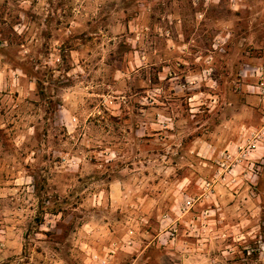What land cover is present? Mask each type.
Instances as JSON below:
<instances>
[{
    "label": "rangeland",
    "instance_id": "374dc122",
    "mask_svg": "<svg viewBox=\"0 0 264 264\" xmlns=\"http://www.w3.org/2000/svg\"><path fill=\"white\" fill-rule=\"evenodd\" d=\"M263 118L264 0H0V264H264Z\"/></svg>",
    "mask_w": 264,
    "mask_h": 264
},
{
    "label": "built area",
    "instance_id": "2783aa9c",
    "mask_svg": "<svg viewBox=\"0 0 264 264\" xmlns=\"http://www.w3.org/2000/svg\"><path fill=\"white\" fill-rule=\"evenodd\" d=\"M263 121H264V118H263ZM261 131H262V134H264V124H263V126L261 128ZM220 155H221L222 158L225 157L226 159H228V156H229V154L226 155V153H224V152L222 154H220Z\"/></svg>",
    "mask_w": 264,
    "mask_h": 264
},
{
    "label": "crops",
    "instance_id": "0c3cea01",
    "mask_svg": "<svg viewBox=\"0 0 264 264\" xmlns=\"http://www.w3.org/2000/svg\"><path fill=\"white\" fill-rule=\"evenodd\" d=\"M240 144H236V145H234V146H230V147H232V148H230V147H228V148H230L231 150H235V148L236 147H238ZM255 153V152H254ZM247 176V175H246ZM1 245V244H0ZM1 251V250H0ZM0 259H1V256H0Z\"/></svg>",
    "mask_w": 264,
    "mask_h": 264
}]
</instances>
